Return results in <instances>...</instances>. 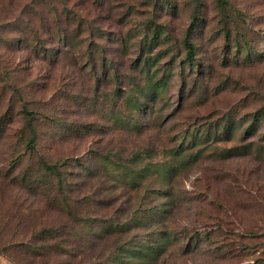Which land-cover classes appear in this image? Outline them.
Returning a JSON list of instances; mask_svg holds the SVG:
<instances>
[{"label":"rangeland","instance_id":"rangeland-1","mask_svg":"<svg viewBox=\"0 0 264 264\" xmlns=\"http://www.w3.org/2000/svg\"><path fill=\"white\" fill-rule=\"evenodd\" d=\"M67 1L0 0V264H264V0Z\"/></svg>","mask_w":264,"mask_h":264},{"label":"trees","instance_id":"trees-1","mask_svg":"<svg viewBox=\"0 0 264 264\" xmlns=\"http://www.w3.org/2000/svg\"><path fill=\"white\" fill-rule=\"evenodd\" d=\"M40 1V0H39ZM61 1V6H63V8L66 7V9L70 10H65L64 12L61 11L60 9V4H53L52 0L46 1V0H41L40 3L37 4L36 9H41L40 11H46L43 9V5L45 3H49L50 7H51V16L49 17V15L47 14V17H40V21L41 22H45L46 24H48L49 29L47 32V34H45L44 36H42V34L38 31L34 32V38L40 43H45L47 44V41L50 40V42L56 43V40L59 39V41L61 43H63L62 46H66V44H69L70 39L72 38V34L70 32V29L72 26H76L77 29L79 30V32L82 33L83 37L87 36V39H91V41L93 42V40L95 39V33H94V20H92V17H90V13H87L88 16L86 15H81L78 12L73 11L72 9H69V7L67 5H69L67 0H60ZM82 2L86 5L89 6H94L95 3H100L101 5H103V1L102 0H82ZM49 11V12H50ZM66 12V14H65ZM74 16V20L72 17ZM78 18L80 20H78ZM74 26V27H75ZM191 36H192V30L189 29L185 38H184V48L186 49V55H185V60L192 62L194 61L195 57V48H194V44L191 40ZM88 43L89 40H88ZM57 44V43H56ZM70 45V44H69ZM61 45H59V49H54L53 47L50 48L47 51V55L51 56V57H59L62 54H64V50L63 47ZM35 53H40L39 51L34 49ZM95 53L92 47V44H88L86 50H85V57L87 58V66L88 68H93L96 71V57H95ZM105 58L108 59L107 54L105 53ZM45 167L50 170L53 171L55 173H57L58 175L61 176V168H60V164H48L45 163L44 164ZM69 203V201H68ZM70 206V204H69ZM45 232H49V230H46Z\"/></svg>","mask_w":264,"mask_h":264}]
</instances>
